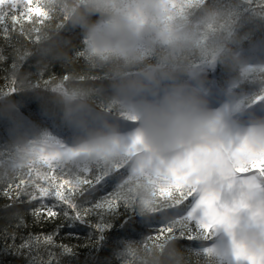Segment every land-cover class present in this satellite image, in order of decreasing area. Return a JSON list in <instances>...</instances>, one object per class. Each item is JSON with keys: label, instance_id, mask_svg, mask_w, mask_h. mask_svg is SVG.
Wrapping results in <instances>:
<instances>
[{"label": "clouds", "instance_id": "clouds-1", "mask_svg": "<svg viewBox=\"0 0 264 264\" xmlns=\"http://www.w3.org/2000/svg\"><path fill=\"white\" fill-rule=\"evenodd\" d=\"M236 7L5 0L0 180L50 177L78 204L110 197L128 224L97 264H264V175L251 167L264 160V16L238 18ZM214 67L230 101L220 108L205 95ZM210 196L218 213L247 207L217 223ZM147 222L158 230L137 235Z\"/></svg>", "mask_w": 264, "mask_h": 264}, {"label": "trees", "instance_id": "trees-1", "mask_svg": "<svg viewBox=\"0 0 264 264\" xmlns=\"http://www.w3.org/2000/svg\"><path fill=\"white\" fill-rule=\"evenodd\" d=\"M4 2L5 0L1 4ZM32 11L39 14L38 9ZM232 11L238 18L248 15L250 18L259 19L264 16V0H238V7ZM5 14L6 19L0 21V42L4 41L5 35L8 36L13 27L10 14ZM3 26L7 27V33L2 30ZM209 71L211 79L205 95L212 98L227 95L226 90L217 83L223 77V70L214 67ZM5 151L0 149V154ZM49 183L55 184L57 181H53L50 177L28 175L24 184L17 185L12 182L11 187H8L7 181L0 180V264H49L50 258L54 259V264H97L101 253L108 248L109 242L113 239V234L125 231L128 220L125 219L117 224L120 216L116 212L104 216L92 212L84 222L63 216L55 220L37 221L31 215L30 197L33 194L40 195L38 185L46 188ZM91 202L92 198H89L81 205L88 207ZM21 203L24 205L20 207L27 213L25 220L24 213L15 211ZM32 203L35 204L36 201ZM14 211L15 215H13ZM101 222L109 225L103 234V239H100V234L94 228L95 224ZM141 227L146 232L137 233L136 228H132V232L142 236L158 230L151 222L142 223ZM160 227L162 228L163 225L161 224ZM37 236H51L55 244L50 247L42 238L37 242L34 239ZM28 244H31V247H28ZM60 245L67 246L69 251H64Z\"/></svg>", "mask_w": 264, "mask_h": 264}, {"label": "snow or ice", "instance_id": "snow-or-ice-1", "mask_svg": "<svg viewBox=\"0 0 264 264\" xmlns=\"http://www.w3.org/2000/svg\"><path fill=\"white\" fill-rule=\"evenodd\" d=\"M6 19V14L4 11L0 10V21H3ZM2 30L7 33V27L3 26ZM5 39L7 36L5 35ZM248 150V140L245 138V140L241 143L240 147L236 149V152L234 155H238L240 153L245 152ZM41 153H43V149H41ZM48 155H54V154H48ZM48 155H42V159H47ZM251 167L253 169H260L261 175H264V160L261 161H252ZM236 171L238 172H246L248 169L238 166L236 168ZM103 182V178L98 177L96 181H94V185H99ZM245 183H248L247 181ZM40 192L39 196H36L33 194L30 197L29 205H32L31 209V215L36 218L37 221H47V220H55L58 217H71L74 220H78L81 222L86 221L92 212H96L97 215L104 216L105 214L113 213L115 212L116 207L118 206L110 197L104 196L102 193H98L97 196H94L92 198V202L89 204L88 207H84L81 204H78L77 202H74L72 199H70V193L65 190V188L61 187V182L57 180V183L52 184L49 183V186L46 188H42L39 185L37 186ZM249 187H253L252 184L249 183ZM258 187V185H256ZM218 196H210L205 203H207L209 209L212 211L213 218L216 219L217 216H219V219L216 220L217 223H224V220L228 213L236 212L241 207H247L246 204H243V202H240L238 204H234L232 208H228L226 205L224 206L225 211L224 213H218L217 210L214 207V202L217 200ZM32 201H36L35 204L32 203ZM109 227L106 223H98L94 225L95 231L100 234V239H103V234ZM207 227V226H206ZM164 230L162 229L161 232ZM170 231V230H169ZM43 239L44 243L52 247L55 244V241L53 237L51 236H37L34 238L37 242L40 239ZM161 237H155L154 239H160ZM28 247H31V244H28ZM64 249V251H69V248L64 245H60ZM245 253L241 246H237L236 248V256L237 258H240L244 256ZM248 259H252L251 257H248ZM49 264H54V259H49Z\"/></svg>", "mask_w": 264, "mask_h": 264}, {"label": "rangeland", "instance_id": "rangeland-1", "mask_svg": "<svg viewBox=\"0 0 264 264\" xmlns=\"http://www.w3.org/2000/svg\"><path fill=\"white\" fill-rule=\"evenodd\" d=\"M0 3H1V0H0ZM216 102H217V101H216ZM226 103H230V101H228L227 99H224V100H223V103H221V104H215V105H214V102H212V103H210V104H211V106L214 105V106H213L214 108H220V107H224V105H225Z\"/></svg>", "mask_w": 264, "mask_h": 264}]
</instances>
